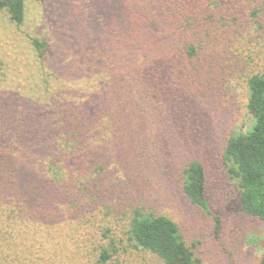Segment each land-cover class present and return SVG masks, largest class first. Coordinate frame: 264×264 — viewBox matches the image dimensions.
<instances>
[{
	"label": "trees",
	"instance_id": "16d2710c",
	"mask_svg": "<svg viewBox=\"0 0 264 264\" xmlns=\"http://www.w3.org/2000/svg\"><path fill=\"white\" fill-rule=\"evenodd\" d=\"M53 4L55 35H30V50L0 68V264H50L68 231L102 264H117L129 250L149 251L165 264H201L173 218L141 205L131 210L126 238L117 239L107 221L113 196L106 176L150 146L156 113L168 116L201 68L216 76L230 36L243 38L246 21L264 33V0ZM3 12L18 29L27 0H0ZM248 87L253 122L229 137L222 158L244 212L264 221V70ZM180 174L183 194L212 216L219 235L205 165L187 160ZM92 221L98 228L91 232Z\"/></svg>",
	"mask_w": 264,
	"mask_h": 264
},
{
	"label": "rangeland",
	"instance_id": "374dc122",
	"mask_svg": "<svg viewBox=\"0 0 264 264\" xmlns=\"http://www.w3.org/2000/svg\"><path fill=\"white\" fill-rule=\"evenodd\" d=\"M54 1L27 0L26 21L18 29L6 13H0V68L7 64L8 57L25 55L30 50V35L49 39L55 35ZM79 1L71 0V4ZM252 22H245L243 38L230 36V46L226 44V50L220 55L223 61L216 76H210L215 74L214 70L208 72L201 68V75L193 86L173 100L168 116L156 113L158 120L153 119L149 124L150 146L144 145L146 150L142 154L133 153L107 174L113 196V212L107 221L117 239L126 238L131 210L141 205L148 212L173 218L201 264H257L259 261L264 251V221L244 212L235 180L222 158L229 137L245 131L253 122L247 108L248 78L264 70V33L252 26ZM50 50V44L43 48L46 55ZM138 146L143 147L140 142ZM193 158L206 167L208 197L223 223L219 235L215 234L212 216L191 204L182 192L180 171ZM92 225L91 232L98 228L97 222L92 221ZM72 235L68 231L57 239L59 242L53 247L55 257L50 264H102L97 262L95 251L83 248L82 244L78 247ZM42 249L38 247V251ZM117 260V264H165L144 250H129ZM115 262L112 259L109 264Z\"/></svg>",
	"mask_w": 264,
	"mask_h": 264
}]
</instances>
